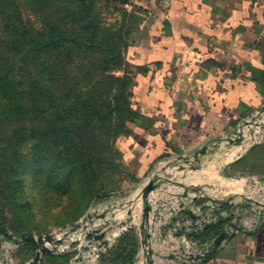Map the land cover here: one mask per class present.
<instances>
[{
    "label": "crops",
    "instance_id": "1",
    "mask_svg": "<svg viewBox=\"0 0 264 264\" xmlns=\"http://www.w3.org/2000/svg\"><path fill=\"white\" fill-rule=\"evenodd\" d=\"M161 2H134L143 17L128 60L139 69L132 76L131 87L137 116L129 124L130 135H121L116 143L117 150L133 165L131 171L137 182L134 199L155 170L205 145L213 148L219 140L233 136L245 120L264 106V0H170L166 5ZM229 147L230 159L236 156V160L223 169L228 172V177L226 172L223 175L227 179L213 175L211 169L212 162L221 155L218 151L204 159L199 171L178 172L172 168L170 172L188 186L201 187L209 198L259 195L264 188L258 185L264 181V141L256 146L247 141L244 148ZM184 192V188L170 185L151 195L154 210L164 216L163 220L151 221L153 247L162 256L199 251L211 244L215 237L198 225L206 215L213 219L228 208L216 205L199 220L202 207L211 205V201L206 197L194 199L197 193L190 192L182 201L185 210L196 216L192 218L178 208L176 194ZM134 199L119 202L115 211L111 210L114 199L92 209L112 214L114 239H107L99 257L87 262L81 257L74 260L73 251H60L42 256L41 264H67L73 260V264H108L111 253L131 228L135 230L130 234L135 233L139 242L131 264H144L138 227L141 204H136L134 222L127 223ZM159 200L176 212L172 213L169 207L159 209ZM234 202H241V198ZM242 223L245 229L226 241L211 259L190 262L157 257V264H264V219L254 208L245 213ZM224 227L223 223L220 229ZM195 234L198 235L194 237Z\"/></svg>",
    "mask_w": 264,
    "mask_h": 264
},
{
    "label": "rangeland",
    "instance_id": "2",
    "mask_svg": "<svg viewBox=\"0 0 264 264\" xmlns=\"http://www.w3.org/2000/svg\"><path fill=\"white\" fill-rule=\"evenodd\" d=\"M6 1L11 4L12 0ZM15 1L25 21L23 26L13 25L17 26V32L25 28L29 38H40L47 35L49 25L53 24L58 30L72 33V40L80 39L83 47L80 56H77V46L70 43L67 48L73 50L69 53L72 56L49 53L38 63L26 64L22 57L29 47L20 34L14 36L4 22L0 4V51L16 62L11 78L14 91L7 95L0 84V262L7 256L8 248L14 247L15 239L20 237L18 234L43 236L58 229L78 227L96 204L114 199L111 210L115 211L119 202L134 199L137 185L131 171L133 165L117 150V140L115 142L120 116H127L128 110L133 109L132 85L126 93L130 105L124 107V111L112 114L107 109L108 89L113 79L132 78L129 50L139 32L131 19L135 0ZM87 8L92 12L85 21L83 10ZM89 24L91 27L85 29ZM113 34L116 39L123 37L122 42L127 46L122 48L121 57L130 67L125 65L118 69L113 63V68L103 70L102 63L108 64L112 58L107 46L109 35ZM117 42L122 45L119 39ZM48 64L56 70V81L50 84V91L61 103L73 102L81 95L100 99L105 106L103 119L107 120L83 117L73 128H66L70 133H59L60 141L48 145L49 128L44 127L50 118L41 119V107L47 108L46 103L31 101V97L36 96L33 91L36 82L47 79L43 69ZM35 106L40 111L37 112ZM89 120H92L91 125L86 127L85 122ZM263 141L264 132L256 138L248 136L252 146ZM229 146L231 144L222 142L218 150L221 155L211 167L213 175H221L223 179L228 177L224 167L236 160V156L230 159ZM225 172L227 177L223 176ZM134 230L131 228L129 232ZM130 233L124 239L131 236ZM35 253L33 246H20L9 258H13L12 264H25ZM4 261L9 264L11 259Z\"/></svg>",
    "mask_w": 264,
    "mask_h": 264
},
{
    "label": "trees",
    "instance_id": "3",
    "mask_svg": "<svg viewBox=\"0 0 264 264\" xmlns=\"http://www.w3.org/2000/svg\"><path fill=\"white\" fill-rule=\"evenodd\" d=\"M0 4L3 20L12 30L15 36V33H19L17 32L16 25L23 26L25 22L22 14L20 13V9L15 0H12L11 4H8L6 0H1ZM134 7L135 11L132 13L131 19L133 20V25H136L138 28L141 25L143 17L141 14H139L140 12L136 11V6ZM91 12V8L83 10V14L85 15V21H88ZM14 24L16 25L13 26ZM87 27H91V25L89 24L88 26H85V29ZM49 28L50 30L47 35L44 34V36H41L40 38H29V34L26 33L25 28H22V31L19 33L20 37L24 40V42H26V45H28L29 47L27 53L23 54V57L21 56L26 64L38 63L37 61H42V58L49 53H63L65 55L72 56V54L69 55V53L73 52V50L70 47L67 48L70 43H73L75 46H77V56H80V51L83 47V43L80 39L74 38L75 40H72V33H70L69 31L58 30L57 26L53 24H50ZM114 35L115 34L109 35V46H107V51L109 55L112 56V58H110L111 61L108 64L102 63L103 66L101 67V69L103 70L113 68V63L117 65L118 69H121V67L125 65L130 67V65L126 64L121 57V50L124 46L127 45L123 44L122 36H119V38L116 39L113 37ZM96 38L97 36L94 38V40ZM118 39L121 41L122 45L120 44V42H117ZM79 42L81 44H79ZM3 47H5V45H3ZM88 50L92 51V48L89 47ZM8 63L11 66H8ZM15 63L16 62L14 60L9 59L7 54H4V52L0 51V84L7 95L14 91L11 78L14 76L13 67ZM130 68L133 69L131 74L132 76L134 73H136L137 70H139L136 67ZM52 71L53 68L49 64L44 66L43 72L45 73L47 79H41V83L36 82L34 88L35 90H33L36 96L31 97V101L34 103L39 100H41V102L45 101L46 103L47 108L41 107V119L43 116L46 118H50V120H48V124L44 127L49 128L47 132L48 145L60 141L61 137L59 133H70V131H66V128H73V126L78 121L84 120L83 117L99 118L102 119V122H105L107 120L103 119V116L105 115L103 109L105 106H102V100L100 99L81 95L83 97H78L76 99L77 102L75 100L73 102L61 103L59 101V98L54 96L50 91V84L53 81H56V79L54 78L56 76V70L53 72ZM109 83H112L111 78H109ZM131 83H133V78H130L129 80H124L120 77H115L113 79L112 85H109V106H107V109L111 110L112 114L115 112L124 111V107L130 105L129 98H127V96L129 97V95H126V93L128 91L129 86L132 85ZM104 101H106L105 98ZM35 110L37 112L40 111L39 108L37 109V106H35ZM136 116L137 114L134 112L133 109L128 110L127 116H125V114L123 116H120L119 121L121 122L118 125L119 131L115 135V142L121 135H130L131 130L128 124L134 123L136 120ZM91 122L92 120H89V122L87 123L85 122V126L90 127ZM105 128H109L108 125H105ZM221 224L210 227L205 231V233L211 236L212 238L216 237L222 231L220 229ZM3 232L5 233L6 231L3 230ZM24 234L33 235L31 233H21L18 234V236ZM197 235L198 234H195L194 237ZM138 245L139 242L138 240H136L134 235L125 238L121 241L120 246L113 251L111 257H109L110 260L108 264H131L136 254ZM25 246H29V244H25Z\"/></svg>",
    "mask_w": 264,
    "mask_h": 264
},
{
    "label": "water",
    "instance_id": "4",
    "mask_svg": "<svg viewBox=\"0 0 264 264\" xmlns=\"http://www.w3.org/2000/svg\"><path fill=\"white\" fill-rule=\"evenodd\" d=\"M249 127V131L246 132L245 128ZM256 128V129H254ZM264 132V106L252 116L251 119L245 120L243 124L239 126L237 132L231 136L224 138L223 140H219L210 148L209 145H205L199 150L192 152L190 154L181 155L176 158V160L169 162L164 167L157 169L154 173L148 178L144 186L141 188L140 192L137 194L136 199L131 202L130 209L128 210V215L130 218L127 220V223L134 222V218L132 217L133 213L136 209V204H141V214L139 220V232L141 237V247L143 251L144 264H157V257L163 259H185L190 262H198L202 260H208L213 258L218 251L221 249L223 244L228 241L231 237L235 236L238 232L245 229L244 224L242 223V219L245 216V213L248 211H252L254 208H257L262 219H264V196L263 197H251L246 194H237L236 196H228L225 199H213L209 198L206 195V192L197 186H188L185 182L178 180V178H174V172H170V169L176 168L178 172H196L202 169V163L204 159L210 153H216L221 146L222 142H227L233 146L238 148H244L247 141L248 136L250 138H256ZM170 185L179 186L185 189L183 194H176L179 200V207L181 212H187L185 210V204L183 203V198H188L189 193H197L198 197H206L211 201V205L203 206L201 209V213L198 216L199 220L202 219L203 215L208 213L210 210L214 209L216 205H222L228 207L225 213L220 214L210 222H207L203 225L205 230L210 227L216 226L218 224L224 223V229L218 234L214 240L201 249L199 252L195 254L188 255L186 252H182L179 254L172 255H160L153 247V229L154 225H151V221L153 223L163 220L164 216L161 215L158 210H154L153 201L151 200V195L154 192H163V190L168 189ZM237 198H241V202H234ZM159 207H165V203L161 200L157 201ZM192 218L196 216L192 212H187ZM88 218H91L92 215L87 214ZM106 214L102 213L99 215V218H105ZM87 218H83V222ZM194 232H191L190 235H193ZM105 233H103L104 235ZM99 239V236H97ZM54 241L61 242L62 239H57L54 234H48L45 236H35V235H21L19 238L15 239L16 245L21 244H31L37 247L36 255L31 262V264H41V257L51 253L55 250V248H50L47 244H50ZM104 244H107L106 242ZM70 264V263H67Z\"/></svg>",
    "mask_w": 264,
    "mask_h": 264
},
{
    "label": "built area",
    "instance_id": "5",
    "mask_svg": "<svg viewBox=\"0 0 264 264\" xmlns=\"http://www.w3.org/2000/svg\"><path fill=\"white\" fill-rule=\"evenodd\" d=\"M170 0H162L161 5H166ZM260 184L259 188H263L264 187V181H262L261 183H258V185ZM260 194L257 195L255 194V196L258 197H263L264 196V188L262 190H259ZM255 196H251V197H255ZM158 204V203H157ZM154 205V204H153ZM160 206V205H159ZM155 207V205H154ZM166 207H169L170 211L176 212L174 209H171V207L169 205H166L165 207H159V209H164ZM178 208L180 210L179 207V203H178ZM157 211V210H156ZM159 213L162 212L158 211ZM106 214L105 218H99L100 214ZM89 215H92L91 218H88L86 216V220L83 222L81 220L80 224L78 227H74L71 229H58L57 231H55L54 234L56 236L57 239H62L61 242H57L54 241L50 244H47L48 247L50 248H55L53 252H75V259L77 258H86L87 262H90V260L94 257L97 256L99 257L101 252L100 248H102L105 242L107 243V239H114L113 235L111 234L112 231V227H111V216L110 213L108 212H104V211H99V210H92L88 213ZM214 219V218H213ZM212 219V215H206L205 218L203 220L200 221V224L198 225V227H202L205 223L210 222ZM109 222V224L107 223ZM103 233H105L103 235ZM97 236H99V239H97ZM108 236V238H107ZM17 247V245L15 244L14 247L10 246L8 248V252H7V256H5V258L2 260V262H0V264H5L6 261L4 260H8L11 259V262L9 264L14 263L13 262V258H9L10 257V253L13 252V250H15V248ZM98 252H96L95 250H98ZM11 251V252H10ZM200 251V250H199ZM199 251H189L186 252L188 255L191 254H195ZM79 252H82V254H80ZM34 259V258H33ZM33 259L25 264H31V262L33 261ZM73 260V261H74ZM73 261H69L68 263L73 264Z\"/></svg>",
    "mask_w": 264,
    "mask_h": 264
}]
</instances>
